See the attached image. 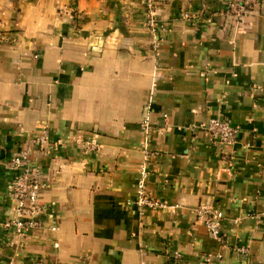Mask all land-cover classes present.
<instances>
[{
  "label": "crops",
  "instance_id": "1",
  "mask_svg": "<svg viewBox=\"0 0 264 264\" xmlns=\"http://www.w3.org/2000/svg\"><path fill=\"white\" fill-rule=\"evenodd\" d=\"M229 1L156 0L154 30L145 0H0V264H264V0L244 20ZM24 151L44 209L20 234ZM144 163L167 207L136 204Z\"/></svg>",
  "mask_w": 264,
  "mask_h": 264
},
{
  "label": "built area",
  "instance_id": "2",
  "mask_svg": "<svg viewBox=\"0 0 264 264\" xmlns=\"http://www.w3.org/2000/svg\"><path fill=\"white\" fill-rule=\"evenodd\" d=\"M262 0H230L225 6L224 12L227 15L234 16L239 20L252 13ZM147 11V23L156 30L158 24L155 20V6L156 0H145ZM185 17H191L189 13L184 14ZM211 22V19H208ZM148 117L145 116L143 125L146 126ZM208 132L221 143L232 144L236 142L239 134V129L232 125L228 120L223 118H213L206 125ZM49 142V130L47 128L41 130L36 138V143L40 146H46ZM98 141L92 139L83 144L86 150L92 151L98 148ZM6 166L10 170L22 169L20 174L16 177L11 185L12 194L19 202V210L23 218H18L13 221L6 222V226L13 227L14 230L20 234L29 227H36L40 222L36 219L44 207L39 199V192L41 185L37 179V171L30 165L28 152H19L15 154L7 163ZM149 177L147 165L144 163L140 167V175L138 181L139 197L136 204L139 207L147 208H164L166 203L158 199L149 198L146 195L145 184ZM195 213L197 217L204 222L211 234L215 237L222 238L223 222L225 217L221 212H213L206 204H200L196 207ZM52 230H57L56 225L51 226ZM237 251L246 254L247 250L244 247H239ZM176 259L179 254H175Z\"/></svg>",
  "mask_w": 264,
  "mask_h": 264
},
{
  "label": "water",
  "instance_id": "3",
  "mask_svg": "<svg viewBox=\"0 0 264 264\" xmlns=\"http://www.w3.org/2000/svg\"><path fill=\"white\" fill-rule=\"evenodd\" d=\"M207 1H214V0H207Z\"/></svg>",
  "mask_w": 264,
  "mask_h": 264
}]
</instances>
